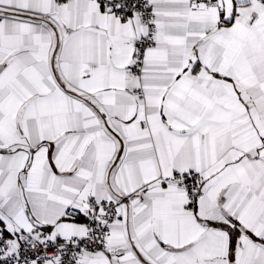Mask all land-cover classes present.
Returning a JSON list of instances; mask_svg holds the SVG:
<instances>
[{
    "label": "snow or ice",
    "instance_id": "obj_1",
    "mask_svg": "<svg viewBox=\"0 0 264 264\" xmlns=\"http://www.w3.org/2000/svg\"><path fill=\"white\" fill-rule=\"evenodd\" d=\"M0 264H264V0H0Z\"/></svg>",
    "mask_w": 264,
    "mask_h": 264
}]
</instances>
